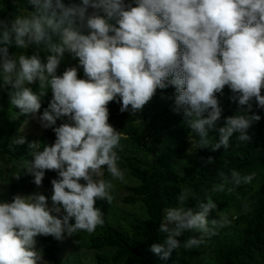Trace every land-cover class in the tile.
Instances as JSON below:
<instances>
[{
  "label": "clouds",
  "instance_id": "1",
  "mask_svg": "<svg viewBox=\"0 0 264 264\" xmlns=\"http://www.w3.org/2000/svg\"><path fill=\"white\" fill-rule=\"evenodd\" d=\"M15 7L0 17V264H87L93 252L76 236L103 226L97 202L109 222L134 215H118L114 200L141 207L134 158L149 145L186 141L187 165L209 155L201 169L223 181L215 192L264 186V0ZM141 112L173 128L144 137L135 130L146 125ZM176 203L159 224L162 242L151 245L163 259L236 219H210L211 197L181 191ZM186 232L199 235L182 242Z\"/></svg>",
  "mask_w": 264,
  "mask_h": 264
},
{
  "label": "trees",
  "instance_id": "2",
  "mask_svg": "<svg viewBox=\"0 0 264 264\" xmlns=\"http://www.w3.org/2000/svg\"><path fill=\"white\" fill-rule=\"evenodd\" d=\"M17 1L22 5L26 3V0H0V17L12 15L17 9ZM162 98L165 99L166 95H160V89H157L152 103L157 99L154 104L160 105ZM138 117L146 122L144 133L134 128L144 137L152 128H173L163 127L160 123L157 126L145 112ZM171 146L161 145L157 149L149 145V152H142L140 157L134 158L137 161L134 175L138 186L133 196L142 204L140 212L109 222L106 220L109 207L97 202L96 206L105 216L103 226L92 234L82 232L76 236L80 245L93 252L87 264H264V186L256 187L254 183L233 186L227 183L224 192H215L214 186L223 181L218 175L201 169L208 164L209 155L199 153L187 165L183 160L188 149L187 142H180L174 148ZM228 188L232 191H227ZM181 191L195 193L201 200L206 197L214 199L218 210L209 214L210 219H218L228 213H234L236 219L232 218L230 226L206 237L199 248H180L163 259L151 251V245L162 242L164 234L159 232V224L163 222L165 209L177 204ZM194 202L189 199L188 206L198 210ZM245 204L249 208L247 212L243 210ZM110 216L115 217L113 211ZM191 235L198 236L199 233L186 232L178 239L183 242Z\"/></svg>",
  "mask_w": 264,
  "mask_h": 264
},
{
  "label": "rangeland",
  "instance_id": "3",
  "mask_svg": "<svg viewBox=\"0 0 264 264\" xmlns=\"http://www.w3.org/2000/svg\"><path fill=\"white\" fill-rule=\"evenodd\" d=\"M123 205H124V203L122 202V200H119V202L116 200L113 201V206H114L116 212L118 213V215H120V216L127 215L128 213L134 214L136 212H140V207L131 208V207H124Z\"/></svg>",
  "mask_w": 264,
  "mask_h": 264
}]
</instances>
